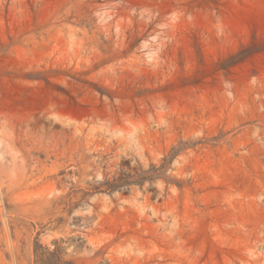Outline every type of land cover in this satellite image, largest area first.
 Instances as JSON below:
<instances>
[{
    "label": "rangeland",
    "instance_id": "1",
    "mask_svg": "<svg viewBox=\"0 0 264 264\" xmlns=\"http://www.w3.org/2000/svg\"><path fill=\"white\" fill-rule=\"evenodd\" d=\"M264 264V0H0V264Z\"/></svg>",
    "mask_w": 264,
    "mask_h": 264
},
{
    "label": "trees",
    "instance_id": "2",
    "mask_svg": "<svg viewBox=\"0 0 264 264\" xmlns=\"http://www.w3.org/2000/svg\"><path fill=\"white\" fill-rule=\"evenodd\" d=\"M61 250L55 247L52 251L43 250L41 247H35V264H66L61 259Z\"/></svg>",
    "mask_w": 264,
    "mask_h": 264
}]
</instances>
